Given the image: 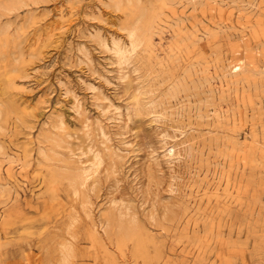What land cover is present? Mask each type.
<instances>
[{
    "label": "rangeland",
    "instance_id": "1",
    "mask_svg": "<svg viewBox=\"0 0 264 264\" xmlns=\"http://www.w3.org/2000/svg\"><path fill=\"white\" fill-rule=\"evenodd\" d=\"M0 108V264H264V0H0Z\"/></svg>",
    "mask_w": 264,
    "mask_h": 264
},
{
    "label": "bare ground",
    "instance_id": "2",
    "mask_svg": "<svg viewBox=\"0 0 264 264\" xmlns=\"http://www.w3.org/2000/svg\"><path fill=\"white\" fill-rule=\"evenodd\" d=\"M121 2V1H120ZM133 2V1H132ZM134 4V3H133ZM136 4H138V3H136ZM136 6V5H135ZM125 7H126V5H125ZM124 7V8H125ZM133 7V6H132ZM132 7H130L129 6V8H131V11H133V9L134 8H132ZM124 8H122V9H124ZM127 9V8H126ZM125 9V10H126ZM127 11H130V10H128L127 9ZM134 27L132 28H129V30L131 29V31H130V33H129V36H127V37H130V41H129V43H130V45L128 44V46L127 47H124V45H123V47L122 46H120V45H113L112 47H111V53H112V50H113V52H114V58H115V62L114 63H116L117 64V66L119 67V66H121V65H123V64H127L128 63V61L130 60V58H131V55H132V53H133V51H134V48H135V44L138 42V40L141 38V36L143 35V33L145 32V29H143L142 28V26H140V25H136L135 23H134ZM142 39H143V37H142ZM140 41V40H139ZM104 43V42H103ZM102 43V44H103ZM120 43V42H119ZM140 43V42H139ZM138 43V44H139ZM142 43V42H141ZM101 44V45H102ZM107 44H105V46H106ZM112 45V44H111ZM137 45V44H136ZM141 45V44H140ZM105 46H102V47H105ZM110 46V45H109ZM139 46V45H138ZM107 48H109L108 46H106ZM138 48V47H137ZM105 49V48H104ZM107 50V49H106ZM110 52V51H109ZM238 62H237V64H234L233 66H232V64H231V66H230V68H231V71L232 72H236L237 70H239V69H242L243 68V61L242 60H237ZM113 64V63H112ZM245 66V65H244ZM122 67V66H121ZM224 68V67H223ZM122 69V68H121ZM244 69H247V68H244ZM250 69V68H249ZM253 69V68H252ZM136 98H138L137 96H136ZM13 102V101H12ZM16 104V103H15ZM10 104H8V106H9ZM12 105V104H11ZM10 105V106H11ZM15 107H16V105H14ZM26 106H27V104H26ZM6 107V106H5ZM12 107V106H11ZM11 107H9V108H11ZM15 107H13V108H15ZM8 108V109H9ZM18 108V107H17ZM1 109V108H0ZM6 108H4V110H5ZM11 110V109H10ZM10 110H8L9 112H10ZM15 111H17V109H14ZM25 110V109H24ZM5 111H7V109L5 110ZM4 111V112H5ZM13 111V110H12ZM11 111V112H12ZM19 112V111H18ZM5 113H7V112H5ZM5 113H4V115H5ZM3 114V113H2ZM0 117H1V110H0ZM6 117V116H5ZM2 118H3V115H2ZM1 119V118H0ZM4 119V118H3ZM6 120L7 119H5V122H6ZM1 121H4V120H1ZM5 122H4V125H5ZM2 124V123H1ZM1 124H0V126H1ZM3 126V125H2ZM1 126V127H2ZM83 163H85L84 161L81 163L82 164V167H79V168H77V169H75V172H73V174H71V173H69V174H67V175H69V176H67L68 177V180H69V178H70V180H72V182H70V183H72L74 186H76V187H78L77 189H79V187L81 186H83V185H85L86 183H87V181H88V179L91 177V175L92 174H94L96 171H97V168L99 167V165H100V160L98 159V157L97 156H95L94 157V159L92 160V163H90L89 164V166H85V164H83ZM72 185V186H73ZM74 186H73V189H74ZM75 187V188H76ZM80 187V188H81ZM76 193V192H75ZM112 217V216H111ZM110 219V218H109Z\"/></svg>",
    "mask_w": 264,
    "mask_h": 264
}]
</instances>
